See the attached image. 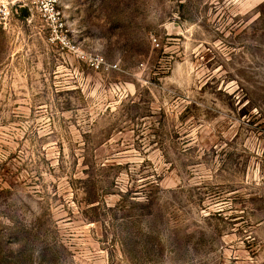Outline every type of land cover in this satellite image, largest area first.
<instances>
[{
  "label": "rangeland",
  "instance_id": "obj_1",
  "mask_svg": "<svg viewBox=\"0 0 264 264\" xmlns=\"http://www.w3.org/2000/svg\"><path fill=\"white\" fill-rule=\"evenodd\" d=\"M10 1L0 264H264V0Z\"/></svg>",
  "mask_w": 264,
  "mask_h": 264
},
{
  "label": "built area",
  "instance_id": "obj_2",
  "mask_svg": "<svg viewBox=\"0 0 264 264\" xmlns=\"http://www.w3.org/2000/svg\"><path fill=\"white\" fill-rule=\"evenodd\" d=\"M30 2L39 17L44 21V25L49 31V40L82 58H86L84 51L70 37L67 24L58 7V0H30ZM13 15L14 11L11 1L0 0V23L6 26ZM91 65L95 69L100 70H110L117 67V64L108 63L101 55L92 57Z\"/></svg>",
  "mask_w": 264,
  "mask_h": 264
},
{
  "label": "water",
  "instance_id": "obj_3",
  "mask_svg": "<svg viewBox=\"0 0 264 264\" xmlns=\"http://www.w3.org/2000/svg\"><path fill=\"white\" fill-rule=\"evenodd\" d=\"M21 11H22L23 13L27 14V11H26L25 7H22V8H21Z\"/></svg>",
  "mask_w": 264,
  "mask_h": 264
}]
</instances>
